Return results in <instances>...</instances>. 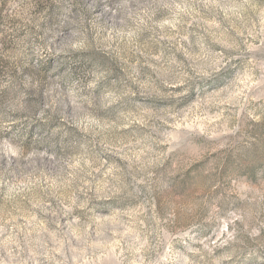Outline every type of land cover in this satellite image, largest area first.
<instances>
[{
	"label": "rangeland",
	"instance_id": "rangeland-1",
	"mask_svg": "<svg viewBox=\"0 0 264 264\" xmlns=\"http://www.w3.org/2000/svg\"><path fill=\"white\" fill-rule=\"evenodd\" d=\"M0 264H264V0H0Z\"/></svg>",
	"mask_w": 264,
	"mask_h": 264
}]
</instances>
